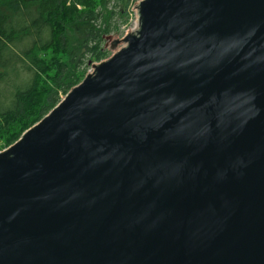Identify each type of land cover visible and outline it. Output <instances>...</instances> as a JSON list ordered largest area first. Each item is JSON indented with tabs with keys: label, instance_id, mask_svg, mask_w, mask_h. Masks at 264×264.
<instances>
[{
	"label": "water",
	"instance_id": "1",
	"mask_svg": "<svg viewBox=\"0 0 264 264\" xmlns=\"http://www.w3.org/2000/svg\"><path fill=\"white\" fill-rule=\"evenodd\" d=\"M134 8L0 151V264H264V0Z\"/></svg>",
	"mask_w": 264,
	"mask_h": 264
},
{
	"label": "trees",
	"instance_id": "2",
	"mask_svg": "<svg viewBox=\"0 0 264 264\" xmlns=\"http://www.w3.org/2000/svg\"><path fill=\"white\" fill-rule=\"evenodd\" d=\"M0 0V144L8 148L109 55L132 0ZM118 29V28H116Z\"/></svg>",
	"mask_w": 264,
	"mask_h": 264
},
{
	"label": "rangeland",
	"instance_id": "3",
	"mask_svg": "<svg viewBox=\"0 0 264 264\" xmlns=\"http://www.w3.org/2000/svg\"><path fill=\"white\" fill-rule=\"evenodd\" d=\"M138 1H140V0H132V2L129 4V7L127 8V19H126V21H125V19L120 18L119 15L114 17V19L112 20L113 30L109 35H112V34H115L116 32H119V39H122L128 34V32L131 28H134L137 25V10L134 8V6H135L136 2H138ZM118 5H119V3L117 0H112L109 7L110 8H112V7L113 8H119V7H117ZM116 28H118V29H116ZM109 40L110 39H108L106 37L105 44H107ZM122 45H124V42L117 44V46L115 48H111V44H108L106 46V48L109 50V55H108V57H106L105 59H102L101 61L107 60L114 53L115 49L117 50ZM101 61H96L94 63H99ZM94 63H91L90 65H88V67L86 69V75L88 74V72L93 70L92 66ZM64 97L65 96H63L62 98H64ZM5 149H7V147L4 148L0 144V151H3Z\"/></svg>",
	"mask_w": 264,
	"mask_h": 264
},
{
	"label": "built area",
	"instance_id": "4",
	"mask_svg": "<svg viewBox=\"0 0 264 264\" xmlns=\"http://www.w3.org/2000/svg\"><path fill=\"white\" fill-rule=\"evenodd\" d=\"M124 45H125V43H124ZM124 45H122V46H124ZM122 46H121V47H122ZM92 67H93V66H92ZM93 71H94V68H93V70H92L91 72H93ZM88 73H89V72H88Z\"/></svg>",
	"mask_w": 264,
	"mask_h": 264
}]
</instances>
